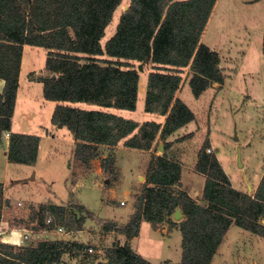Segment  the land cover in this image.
<instances>
[{
	"label": "trees",
	"instance_id": "16d2710c",
	"mask_svg": "<svg viewBox=\"0 0 264 264\" xmlns=\"http://www.w3.org/2000/svg\"><path fill=\"white\" fill-rule=\"evenodd\" d=\"M216 0H130L122 10L113 35L101 39L122 0H0V137L8 133L7 159L32 165L39 137L11 130L24 45L46 50L42 75L43 98L53 101L50 122L65 127L74 140L72 166L88 168L100 157L101 146L149 150L160 136L166 138L194 119L193 112L176 96L187 66L194 70L188 82L199 96L211 82L222 83L219 55L200 41ZM264 56V23L262 38ZM147 67L144 111L157 114L139 123L112 108L133 111L139 99V72ZM54 75V77L52 76ZM88 102L97 109L74 105ZM203 144L194 169L204 175L199 202L181 186V165L165 152L151 154L145 181L135 196L134 211L124 224L98 219L105 231H117L124 242L114 241L97 264H154L133 250L128 240L143 220L156 229L163 222L181 234V258L175 264H211L232 224L264 238V173L253 194L234 188L215 154ZM167 148V145H166ZM111 155L100 159L112 174ZM3 184L0 182V210ZM85 215L68 214L66 205L30 206L17 228L34 230L62 226L79 230L95 214L82 204ZM179 207L183 217L173 220ZM50 215L52 221L46 223ZM14 226V227H15ZM85 246L64 239H39L23 245L0 242V264H61L64 253L75 256ZM160 264V263H158Z\"/></svg>",
	"mask_w": 264,
	"mask_h": 264
},
{
	"label": "rangeland",
	"instance_id": "374dc122",
	"mask_svg": "<svg viewBox=\"0 0 264 264\" xmlns=\"http://www.w3.org/2000/svg\"><path fill=\"white\" fill-rule=\"evenodd\" d=\"M129 1L122 0L114 11L101 39L102 44L113 35L119 16ZM230 17L233 20L228 19ZM263 23L264 0L250 6L240 5L239 0H219L202 42L210 49L213 46L212 50L218 53V68L223 81L211 82L196 97L188 82L194 70L187 66L176 93L193 112L194 119L170 137L157 136L149 150L121 144L101 146L100 157L93 159L88 168L71 165L74 148L72 135L65 128L61 134L53 128L50 118L54 102L44 100L42 83L32 79L44 66L46 50L26 46L13 130L37 135L41 138V150L34 167L10 162L4 154L6 139L3 138L5 133H2L0 182L3 184L4 204L0 210V222L6 223V227H14L20 217H27L30 206L38 208L51 204L66 205L68 214L74 213L80 217L85 212L75 205L82 204L95 214V218H87L81 229L63 228L64 232H56L26 226L30 232L25 231L28 237L24 244L45 238L68 239L71 243L81 242L85 247L75 256L64 257L65 260L72 261V264L105 261L106 248L116 240L124 242L125 236L117 231L103 230L98 219L114 220L119 224L127 222L134 211L135 196L145 181L151 154L161 155L165 152L168 157L180 162L181 171H184L188 182L192 173L196 172L194 166L205 142L212 149L208 153L216 155L232 186L253 194L264 173ZM140 64L141 69L138 68ZM135 65L139 72L136 109L112 108L111 111L141 124L159 116L144 111L147 67L143 69L142 63ZM74 105L84 109L98 108L88 102ZM160 145L163 149H159ZM237 147H240L241 163L237 159ZM108 155L114 159L110 175L100 166V159ZM137 175L140 177L137 178ZM202 177L205 178L204 175ZM199 179L198 187L201 185ZM187 187L181 183V186H171V189L187 190ZM196 198L202 201L201 195ZM18 201L22 206H18ZM120 201L125 204H120ZM174 228L177 227H170L165 221L153 229L150 222L145 220L141 223L139 235L128 240V243L134 251L154 264H175L181 258V234ZM211 264H264V238L232 224Z\"/></svg>",
	"mask_w": 264,
	"mask_h": 264
},
{
	"label": "crops",
	"instance_id": "0c3cea01",
	"mask_svg": "<svg viewBox=\"0 0 264 264\" xmlns=\"http://www.w3.org/2000/svg\"><path fill=\"white\" fill-rule=\"evenodd\" d=\"M258 1H260V0H239V4L240 5H252L253 3H255V2H258ZM218 2H219V0H216V2H215V5H214V7H213V9H212V12H211V14H210V16H209V19H208V21H207V24H206V26H205V29H204V31H203V33H202V35H201V39H200V41L202 42L203 41V35H204V33L206 32V27L208 26V23L210 22V20L212 19V16H213V13H214V10H215V8H216V6H217V4H218ZM233 6H236V4H234ZM229 10H230V8H229ZM236 13H237V11H236ZM228 19H230V20H233V18L232 17H230V18H228ZM202 43H204V42H202ZM205 44V43H204ZM207 45V44H206ZM26 46H28V45H24L23 46V50H22V56H21V64H20V71H19V85H18V89H17V93H16V99H15V106H14V111H13V116H12V125H11V130H13V128H14V118H15V113H16V109H17V102H18V99H19V91H20V87H21V72H22V68H23V61H24V54H25V49L27 48ZM207 46H209V45H207ZM32 47H35V46H32ZM212 47L213 46H211V49H212ZM41 48V47H40ZM42 73H43V68L40 70V72H39V74L38 75H36L37 77L39 76V75H42ZM34 77V76H33ZM3 85H4V81H3V79H1L0 78V91L2 90V88H3ZM45 100V99H44ZM52 126H53V128L54 129H56L57 130V132H59L60 134L62 133V129H64L65 127H62V128H58V127H56L55 125H53L52 124ZM66 129V128H65ZM179 129V128H178ZM177 129V130H178ZM176 130V131H177ZM14 131V130H13ZM176 131L175 132H173V134H175L176 133ZM63 134H64V132H63ZM172 134H170L169 135V137L171 136ZM2 138V136L0 137V139ZM3 138H5L6 139V152L4 153V154H6L7 155V146H8V137H3ZM40 141H41V138L39 139V146H38V152H37V157H36V161H35V163L34 164H32V165H29V164H25V165H27V166H30V167H34L35 165H36V163H37V160H38V158H39V156H40V150H41V144H40ZM74 141V140H73ZM170 158V157H169ZM180 163V162H179ZM223 168V167H222ZM184 169V168H183ZM223 170H224V168H223ZM225 171V170H224ZM185 173H184V171L182 170L181 171V179H180V181H181V183H182V186L183 187H186V186H189V187H187V192H188V194H189V196H191L193 199H195V200H197L198 201V199L196 198L197 196H199L200 197V195H201V190H202V188H203V184H204V179H203V175L202 174H199V173H197V172H194V173H192V175H191V177H190V179H189V181L187 182V180L188 179H186L185 178V175H184ZM202 175V176H201ZM140 177V175H137V178H139ZM199 178H201V185H200V187H198V183H199V181H200V179ZM198 182V183H197ZM144 183V182H143ZM200 202H202V201H200ZM3 204H4V200H3ZM131 215V214H130ZM182 217H183V214H182ZM181 217V218H182ZM172 219H173V215H172ZM174 220V219H173ZM143 221H145V220H143ZM142 221V222H143ZM141 222V223H142ZM6 225V223H4L3 221H1L0 222V225H2V227H4L3 225ZM122 224H124V223H122ZM140 226H141V224H140ZM2 229V228H1ZM26 229V228H25ZM25 229L24 228H17V227H8L7 226V229L6 230H4V231H1L0 230V242H3V243H10V244H14V245H23L24 244V242H25V237H24V235H25ZM174 229H177V228H174ZM165 230V229H164ZM139 232H140V228H139ZM139 232H138V234L137 235H139ZM136 235V236H137ZM136 236H134V237H136ZM134 237H132V238H134ZM131 238V239H132ZM64 240H68V239H64ZM130 240V239H129ZM69 241V240H68ZM64 257H68L69 258V254L68 253H64L63 255H62V257H61V264H72V261H67V260H65L64 259Z\"/></svg>",
	"mask_w": 264,
	"mask_h": 264
},
{
	"label": "built area",
	"instance_id": "2783aa9c",
	"mask_svg": "<svg viewBox=\"0 0 264 264\" xmlns=\"http://www.w3.org/2000/svg\"><path fill=\"white\" fill-rule=\"evenodd\" d=\"M8 133L6 132L5 134H4V136L6 137H8ZM206 151L207 152H211L212 151V149L210 148V147H207L206 148ZM17 204H18V206H22V203L20 202V201H18L17 202ZM120 204H125V202L124 201H120ZM52 221V217L50 216V215H48L47 217H46V223H50ZM2 228V229H1ZM7 229V227L4 225V227H2V225H0V230L1 231H4V230H6ZM25 229V228H24ZM43 230H47V231H56V232H64V230H63V227L62 226H53V227H51V228H43ZM25 231H28V233L30 232L28 229H25ZM28 233H25V235H24V237H25V239L28 237Z\"/></svg>",
	"mask_w": 264,
	"mask_h": 264
},
{
	"label": "water",
	"instance_id": "95a60500",
	"mask_svg": "<svg viewBox=\"0 0 264 264\" xmlns=\"http://www.w3.org/2000/svg\"><path fill=\"white\" fill-rule=\"evenodd\" d=\"M141 67H142V65L140 64L138 68L141 69ZM52 76L54 77V75H52ZM159 149H163L161 145L159 146ZM240 156H241L240 147H237V159L241 163ZM31 177H33V175ZM181 217H182V212H181L180 208L177 207L173 213V219L177 221V220H180Z\"/></svg>",
	"mask_w": 264,
	"mask_h": 264
}]
</instances>
